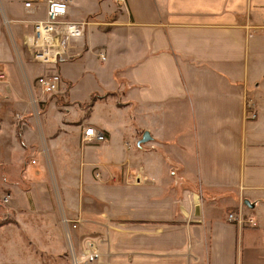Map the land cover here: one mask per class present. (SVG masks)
<instances>
[{
  "label": "crops",
  "instance_id": "0c3cea01",
  "mask_svg": "<svg viewBox=\"0 0 264 264\" xmlns=\"http://www.w3.org/2000/svg\"><path fill=\"white\" fill-rule=\"evenodd\" d=\"M86 1L69 10L83 35L46 74L60 77L56 97L17 103L40 210L16 221L33 254L73 264L70 247L80 258L92 238L93 264H264V0ZM18 66L0 85L30 98L35 74ZM87 128L104 141H83ZM63 218L81 223L67 233Z\"/></svg>",
  "mask_w": 264,
  "mask_h": 264
},
{
  "label": "rangeland",
  "instance_id": "374dc122",
  "mask_svg": "<svg viewBox=\"0 0 264 264\" xmlns=\"http://www.w3.org/2000/svg\"><path fill=\"white\" fill-rule=\"evenodd\" d=\"M11 1L9 0V6H13L12 8L15 10H20L19 13L8 14L5 12L3 8L8 6V1L0 0V73H7L8 66L11 67L8 73H22L20 67H17V61L23 60L26 65L25 73L35 74L34 84L40 74V76L46 75L50 70L57 73V70L56 68L51 67L50 69L46 66L37 65L33 58L31 59L29 48L22 43L23 36L29 33L28 27L30 25L23 23L27 19L22 15L18 0ZM19 2L21 3V0ZM85 5L94 7L96 2L91 4L90 0H87ZM36 77L38 78L36 79ZM12 79V82L17 80L16 78ZM39 88L36 83L35 93L32 95L30 92V98L22 97V99H18L12 90L10 93H7L8 91L7 94L4 93L6 89L0 85V264H68L67 254L57 257L41 253L33 254L32 243L21 232V227L16 221L17 213L26 215V209H37L38 214L40 210L34 205L32 194H30L32 187H30L26 178V175L29 174V172L26 173V168L31 165L34 157L29 148L25 150V154L22 153V148L17 139V136L21 134L16 132L17 128L22 131L21 122L26 118L17 103H29L30 106L32 104L34 107V103L42 99L45 106V102L56 97V94L43 95L39 93ZM13 89L24 95L20 84L13 86ZM20 99L22 101L18 102ZM39 106V111L36 107L33 111L35 115L41 111L42 107ZM49 112V117L42 121L43 128L55 125L54 110L50 108ZM29 115H31V112ZM33 124V129L36 130V124L34 122ZM7 197L8 202L6 203L4 200ZM70 252L71 254L74 253V256L77 255L71 247Z\"/></svg>",
  "mask_w": 264,
  "mask_h": 264
},
{
  "label": "built area",
  "instance_id": "2783aa9c",
  "mask_svg": "<svg viewBox=\"0 0 264 264\" xmlns=\"http://www.w3.org/2000/svg\"><path fill=\"white\" fill-rule=\"evenodd\" d=\"M121 3L123 0H114ZM77 0H22V14L27 19L23 23L32 28L30 35H24L22 43L32 51L33 61L39 65L56 68L58 64L69 60L70 38L83 35V21H73L69 18V10ZM56 73V72H49ZM42 92L57 94L60 90L61 80L57 74L43 75L37 79ZM83 141L102 143L104 136L92 128L83 131ZM8 202V197L4 200ZM230 222L243 225L247 223L255 227L251 219H246L242 213H231ZM61 223L69 230H75L81 223L80 219L63 218ZM80 258L72 255L73 264H93L101 261L99 243L92 238H84L80 242Z\"/></svg>",
  "mask_w": 264,
  "mask_h": 264
},
{
  "label": "water",
  "instance_id": "95a60500",
  "mask_svg": "<svg viewBox=\"0 0 264 264\" xmlns=\"http://www.w3.org/2000/svg\"><path fill=\"white\" fill-rule=\"evenodd\" d=\"M150 135L147 132H144L142 135V138L138 141V145L146 143L148 141H150Z\"/></svg>",
  "mask_w": 264,
  "mask_h": 264
}]
</instances>
